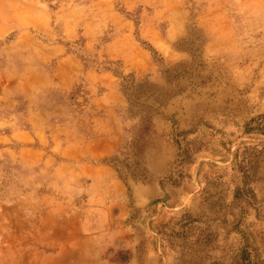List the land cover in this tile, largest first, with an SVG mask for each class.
<instances>
[{
    "label": "rangeland",
    "instance_id": "1",
    "mask_svg": "<svg viewBox=\"0 0 264 264\" xmlns=\"http://www.w3.org/2000/svg\"><path fill=\"white\" fill-rule=\"evenodd\" d=\"M0 264H264V0H0Z\"/></svg>",
    "mask_w": 264,
    "mask_h": 264
},
{
    "label": "trees",
    "instance_id": "2",
    "mask_svg": "<svg viewBox=\"0 0 264 264\" xmlns=\"http://www.w3.org/2000/svg\"><path fill=\"white\" fill-rule=\"evenodd\" d=\"M118 172H120V171L118 170Z\"/></svg>",
    "mask_w": 264,
    "mask_h": 264
}]
</instances>
